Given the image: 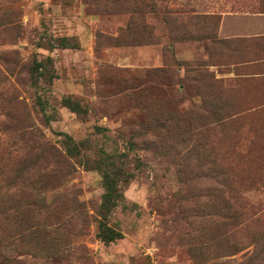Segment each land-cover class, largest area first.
<instances>
[{"label":"rangeland","instance_id":"obj_1","mask_svg":"<svg viewBox=\"0 0 264 264\" xmlns=\"http://www.w3.org/2000/svg\"><path fill=\"white\" fill-rule=\"evenodd\" d=\"M0 184V264H264V0H0Z\"/></svg>","mask_w":264,"mask_h":264},{"label":"trees","instance_id":"obj_2","mask_svg":"<svg viewBox=\"0 0 264 264\" xmlns=\"http://www.w3.org/2000/svg\"><path fill=\"white\" fill-rule=\"evenodd\" d=\"M60 48H71L75 49L78 47L71 39H62L58 44ZM28 74L31 79L35 82H38L42 78L47 75V65L43 62H40L28 71ZM66 105L72 107L75 111H78V107L74 105L71 100H65ZM68 137V136H67ZM81 144L76 143L71 137H68L65 142V147L68 155L72 157H79L82 155V151L80 149ZM85 167L89 170L98 169L102 172L105 194L103 196V202L100 207V223H99V234L98 237L101 241L105 243H113L120 239H123V234L112 228L109 225L110 215L114 211V209L122 202L123 194L120 189V185L124 182H127L128 179V168L125 165V162L121 160V157L112 158L108 160H98L95 162V166L89 165V161L84 162ZM5 182V180H2ZM5 186L0 184V244H3L6 241L5 233L6 230L4 228L5 221L7 218V203L8 198L7 194L4 191ZM233 198L226 197L222 203V206L225 209L233 208ZM4 260L6 257L4 255H0Z\"/></svg>","mask_w":264,"mask_h":264}]
</instances>
